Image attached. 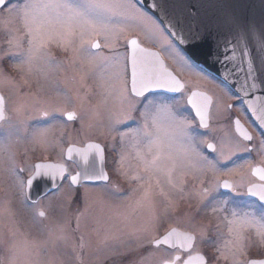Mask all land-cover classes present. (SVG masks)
<instances>
[{
  "label": "rangeland",
  "instance_id": "374dc122",
  "mask_svg": "<svg viewBox=\"0 0 264 264\" xmlns=\"http://www.w3.org/2000/svg\"><path fill=\"white\" fill-rule=\"evenodd\" d=\"M27 2L38 5L45 3L76 5L81 4L83 0H22L12 2L8 8L0 12V44L8 46L0 47V51L11 53L9 55L10 64L16 72L15 80H8L9 86H6L8 89L1 88L8 100L10 119L14 118V113L16 116L6 128L0 127V264H73V259H71L73 257L78 264H82V261L86 262L84 260L87 259V253L91 252H94L95 263L104 261L107 264H161L167 255L155 253L152 248L147 250L146 243L152 246L154 236L164 225L163 219L169 224L174 223L189 228L196 237L195 243L193 241L191 245L194 250L199 251L202 246H214L216 250L219 249L216 262L212 263L207 260L205 264H233L234 261L236 264H245L252 256L247 245L252 242L264 244V218L258 213L243 210L240 207L231 209V212L237 213L236 216L231 215V218L225 219L218 212L213 214L216 216L214 221L218 223L216 238H213L214 235L210 233L209 222L205 224L203 219L199 220L192 215L189 218L186 215L178 217V211L182 206L178 207L179 209L176 208L177 196L174 192L178 190L175 185V181H178L175 180L176 177L189 175L190 181L201 187L200 182L206 173L221 172L234 167L231 164H223L226 159L220 157L215 170L208 169L201 172L190 164L192 148L194 147L210 160H217L219 153L222 152L224 156H227L233 151L241 152L240 149L246 144L240 143L232 130L231 122L226 119L227 93L223 92L221 86L203 77L193 65L191 70L183 67L178 58L170 54L166 48H164V53L175 64V66L172 64L175 71L182 76L189 88L196 86L205 88L215 97L216 107L214 106L211 113L212 119H210L208 130L216 128L217 131L216 141H218L219 150L216 156L210 157L202 151L200 141L204 140L209 131L204 133L197 129L194 120L186 116L188 114L184 105L180 101L172 99L170 101L165 96L156 95L153 99L157 104L171 105L172 114L176 118H186L190 123L188 126L177 127L169 118L168 113L161 111L157 115L156 124L151 129L153 134L150 137L141 139L127 137L121 141L117 169L127 177L139 175L143 178L132 184L128 194L118 195L105 186H88L81 191V200L77 203L78 207H75L76 205L74 206L71 200L76 196V191L64 185L51 195L44 197L37 208H33L32 203L24 200L18 190L19 178L26 181L34 170L32 162L35 158L58 155L59 148L63 145L59 134L64 125L58 118H56L57 127L52 129L46 137L40 139L34 136L35 129L46 127L49 124L25 116L28 111L31 116L35 113L34 101L39 99L44 102L43 99L46 97V103L56 104L51 98L54 97L57 98V103L66 108L72 103L71 98L74 99L76 109L79 104H83L82 109L87 114L86 120L79 123L78 136L89 133L98 138H106L107 135L111 136L116 133L115 131L109 132L106 127L109 120V109L113 108L114 100L109 97L107 105H101L100 101L106 95L107 85L118 84L124 79L122 59L97 61L89 71L90 66L86 63L82 64L76 55L74 59L76 64H74L80 87L74 81L69 85L64 84L63 78L60 77V74H64L65 71L64 64L51 55H49L50 63L35 60L31 65V71H29V65H21L19 61L28 56L29 45L25 39L27 29L24 27L23 16L18 9ZM102 2L116 5L123 3L124 0H102ZM13 5L17 6V11L10 12L8 9ZM97 11L104 16H113L124 10L114 8ZM33 15L38 19L51 18L53 20L59 16L63 22H69L72 16L64 8H36L33 10ZM71 22L75 23V21ZM127 23L130 28L119 40L117 50L120 49L121 42L130 35L138 37L146 47H161L149 34L152 31L150 25L144 23L137 26L138 22L131 20ZM61 31L63 29L57 24L50 35L46 34L42 37L43 51L47 53V47L51 44L64 46V48L74 43L75 48L80 45L79 35L62 37L56 34ZM99 38L101 42H104L103 36ZM118 52L122 58L123 55L121 56L120 51ZM103 54L111 55V53ZM85 72L87 75L81 80L80 77ZM65 81H69L68 78ZM20 84L26 87L25 92L16 88ZM89 85L93 86L91 91L87 88ZM75 88H78L79 94ZM65 97L67 98L66 103L64 102ZM95 105H99L98 115L85 110ZM26 124L27 128H25ZM89 124L92 126L88 127ZM118 127L120 131H125L120 126ZM65 137L64 135L63 138ZM52 144L55 146H51ZM51 148L52 150H49ZM121 155L124 156L123 167L119 163ZM247 159H244V165L252 163ZM146 165L149 166L152 174L151 187L145 183L149 178V172L145 171ZM238 165L243 164L240 162ZM20 167L24 169L23 172L19 171ZM200 192V189L193 190L189 200L201 198ZM38 208L45 212V217L37 215ZM79 210L83 211V220L79 218V222L82 221L79 231L83 232L80 233V246L77 243L80 253L62 255L60 253L64 252L62 248L67 238L65 236L63 239L60 235L58 239L61 243H57V230L66 231L68 229L70 234L73 228L70 225L73 219L77 218ZM132 215L135 217L132 218ZM47 225L51 226V232L47 229ZM88 228L95 237L92 238L84 232ZM250 234L252 241L247 238ZM9 235L10 246L4 251L2 246L8 242L7 236ZM71 235H73L72 231ZM223 255H227L228 259L225 260Z\"/></svg>",
  "mask_w": 264,
  "mask_h": 264
},
{
  "label": "flooded vegetation",
  "instance_id": "af4514ba",
  "mask_svg": "<svg viewBox=\"0 0 264 264\" xmlns=\"http://www.w3.org/2000/svg\"><path fill=\"white\" fill-rule=\"evenodd\" d=\"M22 0H12V2H20ZM146 12L145 10H143ZM147 13V12H146ZM149 14V13H148ZM150 15V14H149ZM127 39L125 41H122L120 44V49L117 51H120L121 56L127 53V56L129 54V43L132 41V38H136L137 41L146 47L144 44H142L139 40L138 37L134 35H130L126 37ZM95 42L98 43H103L101 42L99 37L94 38ZM125 42V44H124ZM0 47H8L7 45L0 44ZM87 47V45H85ZM75 48V43L72 45L67 46V48H64V46H59L57 44H51L47 47V53L54 57L56 60L62 61L65 67L64 74H60V77L63 78V82L65 85H69L70 83L77 82L80 87L79 83V78L76 74L75 70V56L76 54L74 53L73 49ZM149 49H153L158 51V53L161 55V57L164 59L165 66L169 69H171L178 77L179 80L182 82V88L184 89L182 92H165V91H154L151 93V98L155 97L156 95H162L165 96L167 99L171 101L172 100H177L180 101L182 105H184L185 110L188 115L187 117L191 118L194 120V123L200 131H204L206 133L207 131L208 134L205 136L203 141H206L207 143H212L216 146L217 152H213L210 148L207 147L206 143L202 144L201 149L205 154H207L210 157L216 156L219 150V146L217 145L216 137H217V131L216 128L213 130H208V128H204L201 126L199 119L195 115L193 111V107L191 106L189 102V98L192 94L193 91H202L207 94L210 98V104L208 108V123L207 125H210V119L211 113L214 110V106L216 107L215 104V97L213 94L206 90L205 88L198 87L196 86L195 88H189V86L186 84V82L183 80L182 76H180L176 71H175V64L168 58V56L164 53V48L162 47H146ZM177 48L180 50V53L188 58L183 51L177 46ZM89 51L95 53L97 50L96 49H89ZM102 53H107L110 54V50L108 48H102L100 50ZM154 54L157 55V53L154 52ZM0 56H3L4 58L0 60V95L3 98V109H4V115L6 116V119H0V127L6 128L7 124L11 123L12 120L15 118V113H14V118L10 119V114H9V104L8 100L6 99L5 95L3 94L1 88L9 86L8 80L14 79L15 80V70L11 67L10 64V57L9 55H4L3 51H0ZM153 57V56H152ZM157 57L160 59L159 55ZM172 62V63H171ZM191 65H193L198 71L203 75V77H207L210 79L212 83H216L219 86L222 87L224 90L223 92L226 94L228 97L225 100V106L226 109L228 110L227 112V117L228 121L231 122L232 125V130L235 134V136L238 138L241 144H246L247 148L250 149V151H235V155L231 156V159H227L223 161V164H231L232 167L230 170H225V171H210L209 173H206L202 177L203 183L201 184V187L197 186L195 183H192L190 181L189 175H184L183 177H176L175 180V185L178 187V190H175V195L177 196V205L176 208L179 209L178 211V217L180 216H194L195 218L203 219L204 223L206 222L210 223L208 226L210 228V233H212L213 238H216V230L217 227L216 225L218 224L215 222V217L212 211L211 207L216 205L217 202L226 200L227 204L225 207L229 210L228 212H218L221 216H223L225 219L226 218H231V209L232 208H242L243 210H249L252 212H256L259 214L260 217H264V201H260L258 197L251 196L247 194L250 190L251 191H256V192H264V147L261 145V141L264 140V136L259 132L255 124L253 123L252 119L250 118L249 114L247 113L244 103L242 99L237 96L227 85H225L223 82H221L219 79L211 75L210 73L200 69L197 67L191 60L189 61ZM75 63V64H74ZM159 62L157 61V64ZM174 64V66L172 65ZM123 71H124V65H123ZM129 64L127 61V72L125 75L124 72V79H127L128 86H129ZM66 78H68L69 81H65ZM208 79V80H209ZM13 86V85H12ZM92 85L87 87L90 91L92 90ZM7 88V87H6ZM18 90H26L25 86H22L21 84L16 87ZM130 88V87H129ZM186 88V89H185ZM8 89V88H7ZM77 91V94H79L78 88H75ZM25 92V91H24ZM28 92V91H27ZM84 93V91H83ZM87 95V93H86ZM85 96V95H84ZM205 96V95H204ZM70 97V96H69ZM206 97V96H205ZM53 98L52 101L57 104V98ZM208 98V97H206ZM44 102L47 101L46 97L43 99ZM70 101V99H69ZM72 103L67 106L66 112L64 115H60L59 113L56 114V118L60 119L62 124L64 125L61 133L59 134V137L63 143V145L59 148V153L58 155L54 154V156H48L43 157V158H35L32 162L33 168L34 164L37 161H52L56 162L59 164L63 165V175L61 177V181L58 185V188H54L53 190L48 192V195H51L55 191H57L60 187L62 186H69L72 187L76 191V196L71 200L72 204L75 207L77 206V203L80 202L81 200V191L84 189L80 184L74 185L71 183V176L76 175L78 172H81V169H86L89 168L93 165L97 168H102L104 173L108 176V180L103 181V180H96V181H88L86 182L87 187L88 186H100L103 187L105 186L107 189L110 191H114V193L118 195L122 194H128L129 191L132 188V184L136 183V180H131L130 177H127L126 175H123L120 173V171L117 169V163L119 160L118 157V150L120 147L121 143V138L117 135V133H113L111 136L107 135L106 138H98L96 136H92L89 133H83L81 136H78L79 133V123L82 122L83 120H86L87 114L84 113L83 109H81V105L79 104L78 109H76L75 105V100L71 98ZM83 105V104H82ZM231 105V108L228 106ZM76 110L77 115L80 117L78 119L69 121L67 120V113L72 112ZM86 110V108H85ZM14 112V111H13ZM83 114V115H82ZM27 118L35 120V121H42L43 123H50L49 118H43L39 113L35 112L33 116L30 115L29 111L26 112L25 115ZM185 116V117H186ZM82 119V120H81ZM222 120V119H221ZM223 121V120H222ZM137 122H128L127 126H136ZM237 125L242 126L241 130L240 128H237ZM125 125H121L120 127L123 130H126ZM27 128V124L25 126ZM212 128V127H211ZM245 128V129H244ZM237 129H240L242 134L238 132ZM66 136L63 138V136ZM190 135V134H189ZM252 137L251 140L247 139V137ZM238 141V142H239ZM126 143V140H125ZM70 148V149H68ZM263 149V150H262ZM49 150H52L49 149ZM239 154V155H238ZM231 155L228 154L227 156ZM245 158H248L247 161H251L252 163L250 165H244L243 161ZM242 162L243 167H237L238 164ZM236 167V168H235ZM233 168H235L233 170ZM21 167L19 168V170ZM219 183L223 185L224 183H227L229 185V188H223L220 187L218 190L213 191L211 195L204 200L203 203H201L202 197L199 199H194L193 201H190V193H192L193 190L197 189H204V188H214L216 183ZM201 183V182H200ZM199 183V184H200ZM183 189V192L180 190ZM26 191V189H25ZM244 193L242 195H237L236 193ZM181 196H183V199H181ZM45 197V194L37 198L36 200L40 201ZM36 200H27L28 202L32 203V201ZM80 206V205H79ZM39 211H42L40 208H38ZM192 211V212H191ZM78 212V211H77ZM83 211L79 210L77 214V218L73 219V222L71 223V230L70 234L68 233V229L59 231L57 230V235L60 237V235L63 237V239L67 238V242H65V246H63V253L60 254H70V255H78L80 253L79 248H77V243L80 246V233H83L79 231V227H77V223H79V226L82 227V221L79 222L78 218H82L83 216L81 215ZM45 217V216H44ZM69 217V214L67 215V218ZM132 218L135 216L132 215ZM177 218V217H176ZM182 218V217H181ZM165 222V223H164ZM167 221L163 219L162 223L164 224L162 228L159 230L160 232L154 236V240L152 241V246H149L150 244H147V250L149 248H152L155 250V253H162L163 255H167V258L162 260L161 264L163 262H170V264H184L185 260L190 258L193 254H201L205 261L210 260L212 263L216 262L217 257H218V252L214 246H202L199 251L197 249H193V246H188V240L185 238L188 236L187 234H191L194 238V243H195V235L194 233L189 229L186 228L185 226L182 225H175L169 224ZM92 223H90L91 225ZM64 225V224H63ZM47 229L51 232V226L47 225ZM71 231L73 235H71ZM177 232L178 236H174L171 239V242L169 244H154V241L159 239L161 236H163L167 232ZM86 234L88 233L90 237H95L94 235L91 234L89 228L84 231ZM62 233H65L66 235H63ZM176 234V235H177ZM247 238L251 239L252 237L251 234L247 236ZM8 242L2 246V249L4 251L5 248H8L10 246V235L7 236ZM57 243H61V240L56 238ZM216 240V239H214ZM77 248V251H76ZM248 251L251 253V257L246 261L245 264H253L255 260H264V244H254L253 242L251 244L247 245ZM78 253V254H77ZM206 253V254H205ZM206 256H205V255ZM94 252L92 253H87V259L84 260L86 262L82 261V264H107V262L100 261L98 263H95L94 259ZM73 259V264H78L77 261L74 260V257L71 258ZM88 261V262H87ZM72 263V262H71Z\"/></svg>",
  "mask_w": 264,
  "mask_h": 264
},
{
  "label": "snow or ice",
  "instance_id": "6c2138e0",
  "mask_svg": "<svg viewBox=\"0 0 264 264\" xmlns=\"http://www.w3.org/2000/svg\"><path fill=\"white\" fill-rule=\"evenodd\" d=\"M11 3L12 0H0V12H3L6 8H8ZM150 7L155 10L163 11L160 4H158L156 0H152ZM36 8H64L67 9L68 12L72 14V16L70 17L69 22L61 21L59 16L54 20L51 18L38 19L35 15H33V10ZM114 8H121L124 11L113 16H104L101 14V12L97 11ZM8 10L10 12L17 11V6L13 5L12 8ZM18 11L23 16L24 27L27 29L25 32V39L29 45L27 50L28 56L26 58H21L19 62L21 65H29V71H31V65L37 59L45 63H50L51 58L49 54L43 51L42 37L46 34L50 35L54 30L55 25L59 24L63 31L57 32V35L62 37H72L79 35L80 45L74 48L73 51L80 58L82 64L86 63L88 66H90L89 71L91 70L92 66H95L97 61L104 62L112 59H122L124 72L126 75L128 56L125 52L124 56L122 58L120 57V54L117 51V44L124 33L129 30L130 25L127 23L129 20L138 22L137 26H140L144 23L150 25L152 31H150L149 34L154 39H156L160 46L162 48H166L170 54H174L183 67L188 68L189 70H191L192 67L191 63L189 62L190 58H186L185 56L181 55L180 50L177 48V44L184 45L190 43L192 37L183 34L181 31L175 30V25L171 20L167 22V25L164 24L163 20L158 22L153 18V16L143 11L142 5L138 4L137 0H124L123 3L116 5L103 3L102 0H83L81 4L76 5L67 3H45L38 5L27 2L20 6ZM71 21H75V23H72ZM33 25H35V27H33ZM100 36L104 37V42H95L94 38ZM130 43L135 45L136 41L132 40ZM85 45H87V47H85ZM102 48H108L111 55H104L100 51ZM259 48L260 51L257 53V56L261 58V62L264 64V40L260 42ZM89 49H96L97 51L93 53L89 51ZM10 54L11 53L7 52L4 53V55ZM257 56L253 55V51L247 42H245L243 48L240 50H238L235 46L231 48H229L227 45L225 46V52L222 61L224 65L223 75L225 78H227V76L233 73V71L237 68L243 71V65H247V78L244 85L241 86V90L245 95L257 87L256 76L254 75L256 71L255 62ZM237 57L240 58L239 65L234 63ZM3 58V56H0V60ZM131 59V87L129 88L126 78L118 84H109L105 88L106 95H104L103 99L100 101L101 105H107L109 97H112L114 100L113 108L109 109V120L108 124L106 125L108 131H115L122 141L127 137H132L135 139L150 137L153 134L151 129L156 124L157 115L161 111L168 113L169 118L177 127L188 126L190 122L186 118H176L172 114L171 105L157 104L156 101L151 98V93L157 89H163L169 92H182L184 90L182 86L174 79L166 77L158 72L146 75L142 71L143 65L145 63L144 58L139 55L137 50L133 51ZM85 75H87V72H85L84 75H81V80L84 79ZM248 79H250L252 82L248 83ZM64 102H67L66 97L64 98ZM193 106L195 107V105ZM80 107L82 109L83 105ZM98 107L99 105H95L92 108L86 109V111L98 115ZM228 107L231 108V105ZM33 110L39 113L43 118H49L51 121L46 127L35 129L34 136L40 139L46 137L52 129L57 127L58 122L56 120V114L59 113L60 115H64L66 112L65 107L60 103L48 104L46 102L40 101L39 99L34 101ZM197 115L201 116L199 110L197 111ZM78 118L80 117L77 115L76 110L67 113V120L69 121ZM0 119H6V116L4 115V109H0ZM260 119L264 121V117H260ZM128 122H137L138 126H127ZM121 125L127 126L125 131L119 130L118 126ZM91 126V124L88 125V127ZM201 126L204 128L209 127L206 123H204L203 116H201ZM261 127L264 128V123L261 124ZM247 139L251 140L252 137L249 136ZM200 143H206L208 148H210L213 152H217V148L214 144L207 143L203 140H201ZM261 145L264 147V140L261 141ZM51 146L55 145L52 144ZM240 150L250 151L247 146H244ZM235 154L236 153L233 151L231 155L224 156L221 152L219 153L217 160H210L207 156L203 155L193 147L190 154V164L193 168H196L201 172L207 171L208 169L215 170L220 157L227 160L231 159V156ZM123 162L124 156L121 155L119 161L121 167H123ZM35 167L37 169L36 173L32 175L27 181H25L23 178H19L18 180V190L25 201L30 199L25 189H31L35 187V185L38 184L40 179L43 177H48L51 179L53 181V187L58 188L55 173L40 172V168L47 167L44 165H37ZM237 167H243V165H238ZM19 171L23 172L24 169H20ZM145 171L149 172V178L147 181H145V183L151 187L152 174L150 172L149 166H145ZM108 179V176L104 173L102 168H97L95 165H93L82 170L81 172H78L76 175L71 176V183L80 184L82 187L87 188L86 182L88 181H106ZM130 179L141 180L143 178L139 175H133L130 177ZM169 182H171V180H169ZM201 183H203V181H201ZM157 184H159V180H157ZM141 187H143V185H141ZM220 187L227 189L229 188V185L227 183L221 185L217 182L214 188L201 189V203H203L213 191L218 190ZM133 191H135V189ZM180 191L183 192V189ZM236 194L242 195L244 193L237 192ZM247 194L258 197L260 201H264V192L258 193L256 191L250 190ZM47 195L48 192L46 190L45 197H47ZM181 199H183V196H181ZM226 204V200L219 201L217 202L216 206L211 207V211L213 213L228 212L229 210L225 207ZM32 206L33 208L39 207L40 201H32ZM37 215L39 217H44L45 212L39 211ZM81 215H83V213H81ZM230 215L236 216L237 213L232 211ZM77 227H79V223H77ZM217 251L219 252V249H217ZM223 258L227 260L228 256L223 255ZM163 264H170V262H163ZM233 264H236V262L234 261Z\"/></svg>",
  "mask_w": 264,
  "mask_h": 264
},
{
  "label": "water",
  "instance_id": "95a60500",
  "mask_svg": "<svg viewBox=\"0 0 264 264\" xmlns=\"http://www.w3.org/2000/svg\"><path fill=\"white\" fill-rule=\"evenodd\" d=\"M137 2L159 21L163 20L165 25L171 20L175 25V30L192 37L190 43L178 45L196 64L221 79L243 99L247 111L264 133V128L261 127L264 121L260 119V117H264V64H262L261 58L257 56V53L260 51V42L264 40V0H156L163 11L150 7L152 0H137ZM132 40H135L136 44L129 43L130 87L132 79L131 58L134 50H137L139 55L144 58L145 63L142 71L146 75L158 72L174 79L182 86L179 78L165 67L164 61L161 58L159 59L154 54L155 51L143 48L137 43L136 38ZM245 42L251 47L253 55L257 56L255 62L256 71L254 73L257 87L249 91L247 95L241 90V86L244 85L247 78V65H243V71L237 68L225 78L223 75L224 65L222 63L226 45L229 48L235 46L240 50L243 48ZM157 61L159 62L158 64ZM234 63L239 65L240 58L237 57ZM251 82L248 79V83ZM155 91L169 92L163 89ZM189 102L200 124L201 116L204 118V123L207 124L210 104L209 96L205 92L195 90L192 92ZM0 109H3V98L1 95ZM198 110L201 116L197 115ZM237 128H240V126L237 125ZM240 129L242 130V128ZM240 129L237 130L242 134ZM37 165L47 166L40 168V172L55 173L56 183L59 185L64 171L63 165L52 161L36 162L33 173L26 181L36 173L37 169L35 166ZM53 189V181L48 177H43L35 187L31 189L26 188V192L30 198L29 200H36L45 194L46 190L49 192ZM176 234L177 232L173 231L167 232L155 240L154 244H169L174 236H178ZM187 235L185 238L188 240V246H191L194 238L191 234ZM184 264H205V259L201 254H193L185 260ZM253 264H264V260H255Z\"/></svg>",
  "mask_w": 264,
  "mask_h": 264
}]
</instances>
